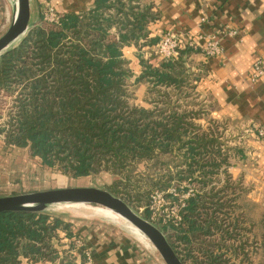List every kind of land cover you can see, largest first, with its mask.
I'll use <instances>...</instances> for the list:
<instances>
[{"label":"trees","instance_id":"1","mask_svg":"<svg viewBox=\"0 0 264 264\" xmlns=\"http://www.w3.org/2000/svg\"><path fill=\"white\" fill-rule=\"evenodd\" d=\"M144 1L95 0L88 11L64 13L58 22L42 19L43 25H35L18 47L0 57V91L15 96L1 132L8 145L29 148L63 175L120 176L124 180L110 192L134 209L144 205L147 219L154 191L178 202L181 193H189L181 221L169 226L175 240L169 243L183 264H229L241 254L248 258L245 243L232 247L240 242V217L234 218V210L246 193L229 173L235 155L212 127L197 123L207 113L198 93L207 66L192 55L203 53L186 48L177 59L157 63L139 53L143 70L136 82L147 81L149 94L156 97L149 100L152 108L131 102L134 73L124 49L135 46L142 52L165 33L152 37L160 16ZM142 163L157 175L148 174L155 183L133 174ZM137 181L143 187H135ZM68 227L45 213H0V264L54 263L59 251L53 240ZM260 227L264 264V215ZM174 242L185 245V256Z\"/></svg>","mask_w":264,"mask_h":264},{"label":"rangeland","instance_id":"2","mask_svg":"<svg viewBox=\"0 0 264 264\" xmlns=\"http://www.w3.org/2000/svg\"><path fill=\"white\" fill-rule=\"evenodd\" d=\"M38 12L36 10L34 13L35 25L40 23L43 25L42 19L50 22L49 15L51 14H56L59 20L62 15L50 0H43L38 5ZM13 17V0H0V38L10 28ZM139 53L141 52H136L138 59ZM195 62L199 63L198 61ZM139 65L141 66L140 59ZM129 66L131 71L136 73L129 82L130 91L133 95L131 102L140 107L152 108L149 100L155 99L156 95L154 92L149 94L150 84L147 81L136 82L140 70L137 62ZM142 70L143 67L141 66ZM198 86L200 101L207 105V113L197 120V123L207 130L212 127L217 132V137L226 145V149L231 150L230 155H235L231 159L232 166L229 168V173L234 180L242 182L246 191L245 195L237 200L238 208L234 210V218L239 219L240 217V221L237 222L239 224L240 242L235 243L232 247H240L242 243H245V249L249 256L248 258L244 254H241L240 258L232 256L229 264H261L259 235L261 233L260 221L264 215V186L255 180L253 171L258 166L254 155L255 143L264 141V139L258 136V128L247 121L230 115V113L227 114V112L221 114L218 104L210 99L204 81ZM14 99L15 96L9 97L0 91V197L77 187H93L110 192L111 186L117 181L124 180L120 176L106 172L83 178L66 176L59 170L44 165L40 158L32 155L29 148L8 145L5 133H2L1 130L7 127L8 115L13 108ZM213 122L218 123L219 126L216 127V123L213 124ZM237 150L243 152L244 158L238 157ZM148 165L147 163L138 165L133 174L146 176L143 183H152V181L155 183V180L149 178V175H154V171L153 169L148 171V167H150ZM154 177L157 175L155 174ZM133 184L135 187L142 186L140 181ZM143 189L147 191V186H144L142 191ZM172 191L174 193V189L170 188L169 192L172 193ZM179 197L184 200L189 197V193H181ZM179 205L178 200L171 201L167 198L165 200L157 198L153 202L151 200L149 204L150 219L144 216V205H141L139 209L129 206L145 220L160 229L168 242L169 240L173 242L175 240L170 239L172 232L169 226L171 223L179 222L176 218L180 212ZM66 206H53L44 212L53 218L62 219L64 225L70 227H68L69 231L60 228L59 237L53 240L55 248L59 251V258L54 263L40 264H95L96 256H100L99 258L105 256L104 260H108L112 264H166L150 239L128 220L120 221L98 213L101 206L72 205L68 206V209ZM241 212L248 219V223H242ZM244 228L246 231L243 230ZM174 245L178 251L182 252V255H186L184 252L185 245L180 242H174Z\"/></svg>","mask_w":264,"mask_h":264},{"label":"crops","instance_id":"3","mask_svg":"<svg viewBox=\"0 0 264 264\" xmlns=\"http://www.w3.org/2000/svg\"><path fill=\"white\" fill-rule=\"evenodd\" d=\"M43 0H33V11ZM45 1V0H44ZM61 14L85 12L95 0H50ZM160 16L156 24L162 35L168 29L188 30L198 36L218 31L238 30L237 36H225L221 40L223 53L219 57L207 58L193 54L192 58L207 66L204 85L210 99L218 104L219 112L234 115L247 121L255 128L264 125V76L256 82L251 80L253 63L264 61V0H145ZM39 14V12H38ZM137 48L124 49V57L130 65L137 62L138 76L142 72ZM150 62L154 59L149 47L141 52ZM136 74V73H134ZM135 76V75H134ZM202 81V82H203ZM201 82V83H202ZM255 159L258 163L253 174L255 180L264 186V141L255 143ZM96 256L95 264H112L105 256Z\"/></svg>","mask_w":264,"mask_h":264},{"label":"water","instance_id":"4","mask_svg":"<svg viewBox=\"0 0 264 264\" xmlns=\"http://www.w3.org/2000/svg\"><path fill=\"white\" fill-rule=\"evenodd\" d=\"M14 17L8 31L0 38V57L15 49L35 26L33 0H13ZM60 204L108 208L138 228L156 247L166 264H183L163 232L141 217L123 199L107 190L93 187L60 188L25 195L0 197V213H44ZM61 208V207H60Z\"/></svg>","mask_w":264,"mask_h":264},{"label":"built area","instance_id":"5","mask_svg":"<svg viewBox=\"0 0 264 264\" xmlns=\"http://www.w3.org/2000/svg\"><path fill=\"white\" fill-rule=\"evenodd\" d=\"M50 22H58L59 18L55 14L49 15ZM239 33L238 30H223L218 31L217 33L211 34H199L196 36L191 31L188 30H178V29H168L163 36L161 37L160 42L150 48L153 56L156 57L159 61H167L177 59L180 55L181 50L186 48L193 49L195 51H200L207 58L219 57L223 53V48L221 45V40L225 36H237ZM264 76V61L262 59H257L253 63V68L251 72V80L253 82L258 81ZM258 136L264 139V125L258 128ZM175 192V191H174ZM173 193V191H172ZM165 193L160 191H155L152 196L153 200L163 198L165 200ZM177 195V194H176ZM187 199V198H186ZM185 200V199H184ZM184 200H180V211L182 207L185 206ZM152 208V207H151ZM177 221H181L180 212L176 216Z\"/></svg>","mask_w":264,"mask_h":264},{"label":"bare ground","instance_id":"6","mask_svg":"<svg viewBox=\"0 0 264 264\" xmlns=\"http://www.w3.org/2000/svg\"><path fill=\"white\" fill-rule=\"evenodd\" d=\"M66 205H68V206H72V205H70V204H60V206H66ZM68 206H66V209H68L67 207ZM73 211V210H72ZM95 211V210H94ZM98 213H100V214H102V215H105L106 217H109V218H112V219H117V220H120V221H126L125 220V218H123L122 216H120L119 214H117L116 212H114V211H112V210H110V209H108V208H105V207H100V209H99V212ZM138 229V228H137ZM139 230V229H138ZM160 254V253H159Z\"/></svg>","mask_w":264,"mask_h":264}]
</instances>
